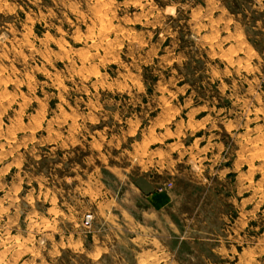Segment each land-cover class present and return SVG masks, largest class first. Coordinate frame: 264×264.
<instances>
[{
	"label": "rangeland",
	"instance_id": "1",
	"mask_svg": "<svg viewBox=\"0 0 264 264\" xmlns=\"http://www.w3.org/2000/svg\"><path fill=\"white\" fill-rule=\"evenodd\" d=\"M144 259L264 264V0H0V264Z\"/></svg>",
	"mask_w": 264,
	"mask_h": 264
},
{
	"label": "crops",
	"instance_id": "2",
	"mask_svg": "<svg viewBox=\"0 0 264 264\" xmlns=\"http://www.w3.org/2000/svg\"><path fill=\"white\" fill-rule=\"evenodd\" d=\"M250 157H253V154H250ZM149 183L151 185V182H149ZM135 189L139 195H143L145 197V199H147L148 203L151 206V209H149V211H145V212H148V213L155 212L156 213L159 210V207H166L168 205V198L165 194H160V193H157L155 191L154 192L146 191L145 189H143L141 184H135ZM147 228H149V229L154 228V231L152 230L151 232H155V233L158 232L157 226L156 227L152 226V228H150V227H147ZM141 229H142V227H141ZM153 239H155L156 241L158 240L157 236L153 237ZM186 243L189 244L188 241H186ZM179 245H180V243H179ZM179 245L177 246V248H179ZM94 247L101 249L102 252L104 250L103 245L98 244V245H94ZM144 264H147L146 259H144Z\"/></svg>",
	"mask_w": 264,
	"mask_h": 264
},
{
	"label": "bare ground",
	"instance_id": "3",
	"mask_svg": "<svg viewBox=\"0 0 264 264\" xmlns=\"http://www.w3.org/2000/svg\"><path fill=\"white\" fill-rule=\"evenodd\" d=\"M101 6V5H100ZM99 6V7H100ZM101 7H103V6H101ZM100 7V8H101ZM108 7V6H107ZM105 8V7H104ZM99 9V8H98ZM98 11H100V10H98ZM100 13V12H99ZM209 13H210V11H209ZM102 14H103V11H102ZM101 17H99V20L97 19V22H98V27H103V26H105L106 24H105V21H104V18L103 19H100ZM96 23V22H95ZM108 23V22H107ZM93 25H95V24H93ZM97 25V24H96ZM94 27V26H93ZM106 28V27H105ZM90 30V29H89ZM95 30V29H94ZM96 30H98V29H96ZM106 30V29H105ZM108 39V38H107ZM106 40V39H105ZM112 41V40H111ZM110 42V41H109ZM106 43V42H105ZM253 154V153H252ZM257 156V155H256Z\"/></svg>",
	"mask_w": 264,
	"mask_h": 264
},
{
	"label": "built area",
	"instance_id": "4",
	"mask_svg": "<svg viewBox=\"0 0 264 264\" xmlns=\"http://www.w3.org/2000/svg\"><path fill=\"white\" fill-rule=\"evenodd\" d=\"M91 215L87 214L84 219H83V226L84 227H89L91 224Z\"/></svg>",
	"mask_w": 264,
	"mask_h": 264
}]
</instances>
